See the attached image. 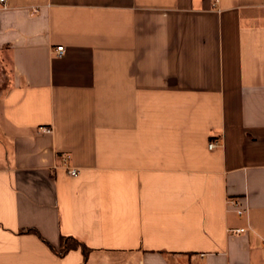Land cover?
<instances>
[{
	"label": "crops",
	"instance_id": "crops-1",
	"mask_svg": "<svg viewBox=\"0 0 264 264\" xmlns=\"http://www.w3.org/2000/svg\"><path fill=\"white\" fill-rule=\"evenodd\" d=\"M0 264H264V0L0 6Z\"/></svg>",
	"mask_w": 264,
	"mask_h": 264
},
{
	"label": "built area",
	"instance_id": "built-area-1",
	"mask_svg": "<svg viewBox=\"0 0 264 264\" xmlns=\"http://www.w3.org/2000/svg\"><path fill=\"white\" fill-rule=\"evenodd\" d=\"M0 6L2 9H6L8 8V0H0ZM65 52V48L64 46H57L56 48H54L52 50L53 55L60 57L64 54ZM209 148L210 149H214L218 146H220V142L218 140H211L209 143ZM61 160L63 162V164L66 166L67 168V172L71 175V176H77L79 174V169L76 167H73L70 165L71 162V154L69 152H63L61 154ZM229 205L233 206L236 210V212L240 215L243 216L246 214L247 209L244 207L243 202H241V198L240 197H231L228 198ZM246 228L245 227H238L237 229H235L234 231H236V233H242V232H246Z\"/></svg>",
	"mask_w": 264,
	"mask_h": 264
},
{
	"label": "trees",
	"instance_id": "trees-1",
	"mask_svg": "<svg viewBox=\"0 0 264 264\" xmlns=\"http://www.w3.org/2000/svg\"><path fill=\"white\" fill-rule=\"evenodd\" d=\"M80 246H82V242L78 240L77 238L63 237L62 238V251L60 252V254H64L68 250L78 248ZM85 253H87L86 250H85Z\"/></svg>",
	"mask_w": 264,
	"mask_h": 264
}]
</instances>
